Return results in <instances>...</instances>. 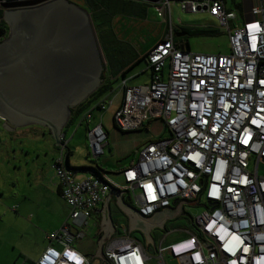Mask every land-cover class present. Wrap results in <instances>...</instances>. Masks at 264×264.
<instances>
[{"label": "built area", "instance_id": "obj_1", "mask_svg": "<svg viewBox=\"0 0 264 264\" xmlns=\"http://www.w3.org/2000/svg\"><path fill=\"white\" fill-rule=\"evenodd\" d=\"M152 4L167 27L147 53L151 81L136 86L122 81L114 121L120 130L132 131L161 118L169 134L151 139L120 172L123 191L145 217L167 208L180 216L186 204L202 207L189 214L191 227L165 230L155 247L157 264H264V0H256L252 18L236 27L231 25L237 14L226 0ZM173 4L218 19L229 31L231 52L198 53L179 46ZM110 93L81 121L89 122L94 108L113 105ZM88 137L91 153L104 154L102 123L88 128ZM58 153L53 166L76 231L66 223L50 233L49 240L61 248L49 244L34 264H91L72 241L85 235L83 228L112 184L102 172L103 179L95 174L76 179L65 166V148ZM177 230L182 236L165 242ZM148 243L154 245L151 236ZM102 255L109 264H148L153 258L129 234L110 238Z\"/></svg>", "mask_w": 264, "mask_h": 264}, {"label": "rangeland", "instance_id": "obj_2", "mask_svg": "<svg viewBox=\"0 0 264 264\" xmlns=\"http://www.w3.org/2000/svg\"><path fill=\"white\" fill-rule=\"evenodd\" d=\"M71 1L85 7L84 0ZM139 1L143 2L142 6L146 9L145 17L116 15L112 27L120 39L130 43L143 56L161 40L167 22L163 20L159 10L152 2ZM255 3L256 0H226L227 8L234 10L237 14L234 25L231 27H236L242 21L251 19V8ZM1 8L3 7L1 6ZM137 12L140 13L141 10L139 9ZM172 18L176 28L182 24L189 27L203 26L218 30V33L211 36L185 37L188 39L190 51L223 54L231 52L228 29L221 26L218 19L209 15L208 12H190L182 9L180 4H173ZM175 34L176 31L174 36L177 37ZM167 70L168 68H166ZM150 73L151 69L147 64V59H142L128 71L127 86L148 84L151 81ZM121 82L122 79L115 84V91L109 95V98L114 99L113 105L102 110L94 108L89 122L81 121L87 111L85 110L73 123L65 127L64 131L66 132L67 146L72 151L70 155L72 166H98L109 183L124 190L125 184L119 173L120 168L136 160L139 151L151 139L169 133L161 118H153L146 124L147 126L144 125L133 131L123 132L116 128L114 113L123 95ZM99 123H102L107 137L104 141L105 153L95 156L91 153L88 128L91 130ZM58 148L53 137L49 133H44L40 126L31 125L18 128L16 131H8L0 124V258L5 262H9L10 259L17 256L18 251L31 254V243L38 244L40 240L42 241L40 239L42 236L55 229L52 222L55 223L58 217L65 216L68 206L60 201L54 188L55 178L58 177L53 160L59 155ZM86 175L85 172H77L75 177L82 179ZM201 208V206L186 204L185 213L168 219L165 228H152L150 236L154 240V245L148 243L144 231L134 229L128 234L142 243L147 254L154 258L157 256L155 247H158L165 230L191 227L189 214L195 215ZM114 216L116 215L114 214ZM118 217L121 216L118 215ZM121 220L123 219L117 218L118 222ZM94 222L95 220L90 218V225L83 228L87 232L83 241L92 245L94 254H96L99 229L96 225L94 226ZM32 224L39 226V229L34 228ZM119 231L122 233L123 228ZM181 234L182 232L179 230L174 231L165 242H171V240L182 236ZM32 249V253L36 255L38 247L33 246ZM93 262L94 264H108L100 260L99 257H95ZM148 264H157L155 258L150 259Z\"/></svg>", "mask_w": 264, "mask_h": 264}, {"label": "water", "instance_id": "obj_3", "mask_svg": "<svg viewBox=\"0 0 264 264\" xmlns=\"http://www.w3.org/2000/svg\"><path fill=\"white\" fill-rule=\"evenodd\" d=\"M0 5L9 26L8 34L0 39V118L14 127L48 128L55 145L65 148L67 169L83 170L103 179L97 166L70 164L64 131L72 109L103 82L105 60L91 13L71 0H0ZM113 190L129 208L127 212L122 207L133 219L134 229L150 238L152 228L164 226L149 224L145 228L136 217H149L125 202L123 190L111 185ZM107 210L113 224L109 205ZM176 215L174 212L166 218Z\"/></svg>", "mask_w": 264, "mask_h": 264}, {"label": "trees", "instance_id": "obj_4", "mask_svg": "<svg viewBox=\"0 0 264 264\" xmlns=\"http://www.w3.org/2000/svg\"><path fill=\"white\" fill-rule=\"evenodd\" d=\"M84 1H85L84 5L91 13L93 22L95 24L96 27L95 29L99 38V42L101 44L103 53L106 58V67L103 72V82L101 86L94 93H92L89 96V98H87L84 102H82L78 107L72 109L71 117L68 122V125L73 123L75 119L78 116H80V113H83L85 110H89L100 97L109 94L112 90H115L114 89L115 84L119 82L120 79L123 80L126 79L127 77L126 73L130 70V68L132 67V65H134V63H137L139 60L142 59L145 60L147 59V54L141 56L140 58H137L138 55L135 54L133 55L132 59L129 62H126L124 64L122 61L123 58L127 55L129 56L132 55V49L134 47L128 42L125 41L123 42L122 39H121L122 41H120L119 40L120 38L118 37L117 33L112 27L114 21L113 19L116 17V15H123L129 17H133V16L145 17L146 9H144L142 6L143 2L139 0H84ZM139 9L141 10L140 13L137 12ZM3 14H4V9L1 8L0 5V39L5 37L9 31V26L7 22L3 19ZM179 29L180 32L178 31ZM175 31L176 34L178 32L182 33L183 31H188V35L185 36L186 38L188 36H194V35L211 36L218 33L217 29L211 27H203V26L189 27L182 24L178 25V28L175 27ZM185 37L180 38L178 36L177 37L175 36L174 37L175 42L179 46H183L184 48H187L189 47V44H188V39H186ZM132 61L134 62L130 64ZM118 62L120 63L119 66H117ZM150 69L152 72L151 67ZM116 128L118 127L116 126ZM123 132H127V131H123ZM71 153L72 151L69 149V156L71 155Z\"/></svg>", "mask_w": 264, "mask_h": 264}, {"label": "crops", "instance_id": "obj_5", "mask_svg": "<svg viewBox=\"0 0 264 264\" xmlns=\"http://www.w3.org/2000/svg\"><path fill=\"white\" fill-rule=\"evenodd\" d=\"M120 41H122L121 39H119ZM124 42V41H123ZM103 51V49H102ZM137 54L138 57L137 58H140L141 57V54L138 53V50L135 48L132 49V55H127L123 58V63L125 64L126 62H129L133 55ZM104 55V53H103ZM104 59H105V62H106V58H105V55H104ZM136 61V60H135ZM142 60H139L137 63L141 62ZM134 61H132L130 64H132ZM137 63H134V65H132V67L130 68V70L137 64ZM148 63V62H147ZM120 63L118 62L117 63V66H119ZM127 74V77L126 79H128V72L126 73ZM150 78H151V73H150ZM123 80V79H122ZM129 80V79H128ZM127 84V82H126ZM115 91V90H113ZM147 124V123H146ZM58 152H59V148H58ZM70 158V156H69ZM135 160L131 161V163H133ZM71 164V162H70ZM130 164L126 165V166H123L120 168V171L119 173L127 166H129ZM98 167V166H97ZM87 168V167H85ZM99 168V167H98ZM77 172H85L87 175L91 174L89 172H86V171H83V170H77ZM86 175V176H87ZM85 176V177H86ZM104 176V175H103ZM84 177V178H85ZM55 178V177H54ZM56 179V182L54 183V188L57 192V194L59 195V199L60 201H62V203L64 202L65 205L68 206L67 208V211L65 213V216H60L58 217V219L55 221V223L52 222V225L54 224V227L55 229L54 230H51L50 233L52 232H55L57 230H59L63 225H66L69 226L70 230L72 232H75L76 231V228L72 225L71 223V219H70V206L67 204V202L65 201V199L62 197V194H61V189H60V184H59V180L58 178H55ZM83 179V178H82ZM125 202H127L129 205L134 206L131 198L129 197L128 193L124 192V196H123ZM110 207V214L113 218V224L110 222V220L108 219V210H107V207ZM122 207L125 209V211L127 212H130L129 208L126 206L125 203L122 202V199H121V195L119 192H117L116 190H113V191H109L107 193V195L105 196V199L100 203L98 204V206L95 208V210L93 211L92 213V216L90 218H93V220H95L94 222V226L96 225L99 229L98 231V248H97V251H96V254H94V251L92 249V245L90 244H87L83 241V239L87 236V232L86 230H84L85 232V235L83 237H80V238H75L73 241H72V245L78 249L80 252H82L83 254H85L86 256H88L90 259H91V264H94V259L95 257H99L100 260H102L103 262H107L102 253H103V250H104V246H105V243L112 237L114 236H119V235H124V234H128V232L130 231H133L134 230V227L135 226L134 224H132V220H130L129 217L126 216V213L124 212V210L122 209ZM174 212V211H173ZM117 213V214H116ZM114 214L116 216H114ZM121 216V217H118ZM174 215V214H173ZM179 215H176L174 217H170V218H176L178 217ZM117 218H121L123 220H121L120 222L117 221ZM132 218V217H131ZM169 217L166 218L165 220V224L167 223V220L170 219ZM89 223H90V219H89ZM88 223V225H90ZM87 225V227H88ZM114 225V226H113ZM32 226L36 229H39V226H35L34 224H32ZM144 227L146 228L147 227V224L144 225ZM121 228H123V232L120 233L119 230H121ZM148 228V227H147ZM165 228V226L163 227ZM50 233H46L44 236H42L40 239H42V241L40 240V242L37 243H31V254L29 252H26V253H23L22 251H18V255L13 257L12 259L9 260V262H5V260L1 259L0 258V264H34L35 260L39 257V255L43 252V250L49 245V244H52L54 246H56L57 248H61V244L58 243L57 241L55 240H49V238L47 237ZM40 244V245H39ZM39 245V246H38ZM35 247L37 246L38 247V253L36 252L34 255L32 253V247ZM102 250H101V248ZM147 253V252H146ZM151 256V255H150ZM154 259V258H152ZM150 260V259H149ZM148 260V261H149ZM156 260V259H155ZM108 263V262H107ZM156 263H157V260H156ZM109 264V263H108Z\"/></svg>", "mask_w": 264, "mask_h": 264}, {"label": "flooded vegetation", "instance_id": "obj_6", "mask_svg": "<svg viewBox=\"0 0 264 264\" xmlns=\"http://www.w3.org/2000/svg\"><path fill=\"white\" fill-rule=\"evenodd\" d=\"M178 31L180 32V29ZM179 32L177 34H179ZM186 35H188V31H183L182 34L179 35L178 37L181 38V37H185ZM0 124H2L3 127L7 128L8 131H16V130H18V128H24V127H14L11 124L9 125V123L2 118H0ZM28 126H31V125H28ZM28 126H25V127H28ZM36 126H39V125H36ZM40 127L44 130V133H49L51 135L48 128L42 127V126H40ZM173 214H174L173 210L171 208H167V209H164V210H161V211L155 213L153 216H151L149 218H144V219H141L139 217H136V218L140 224H142V225L147 224L148 227L150 225H153V224H161V223L165 226L166 224L164 223L165 221H163V219L166 218L167 216H170ZM163 227H159V228H163Z\"/></svg>", "mask_w": 264, "mask_h": 264}, {"label": "clouds", "instance_id": "obj_7", "mask_svg": "<svg viewBox=\"0 0 264 264\" xmlns=\"http://www.w3.org/2000/svg\"><path fill=\"white\" fill-rule=\"evenodd\" d=\"M59 148H61V147H59Z\"/></svg>", "mask_w": 264, "mask_h": 264}]
</instances>
